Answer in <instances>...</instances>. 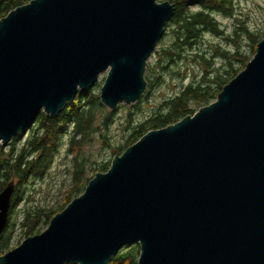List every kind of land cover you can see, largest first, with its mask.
<instances>
[{
  "label": "water",
  "instance_id": "95a60500",
  "mask_svg": "<svg viewBox=\"0 0 264 264\" xmlns=\"http://www.w3.org/2000/svg\"><path fill=\"white\" fill-rule=\"evenodd\" d=\"M174 4L30 0L0 19V141L57 117L107 72L112 110L146 92ZM15 183L0 191V235ZM140 245L137 264H264V38L217 98L116 155L107 171L0 264H108Z\"/></svg>",
  "mask_w": 264,
  "mask_h": 264
},
{
  "label": "trees",
  "instance_id": "16d2710c",
  "mask_svg": "<svg viewBox=\"0 0 264 264\" xmlns=\"http://www.w3.org/2000/svg\"><path fill=\"white\" fill-rule=\"evenodd\" d=\"M29 1L0 0V19L12 9ZM169 1L174 4L175 12L166 25L165 33L152 60L148 63L145 76L148 81V89L140 101L148 97L152 87L158 84L161 76L165 74L164 71L156 73V65L160 64L163 69H168L170 72L176 70L174 63H178L180 59L188 58V54H194L196 61L202 64L201 69L203 70L197 72L196 67L198 66L192 65L195 74L188 84L182 83L179 91L165 97L148 117L133 123L127 137L117 146L120 154L148 131L165 127L188 114H194L196 112L195 105H207L214 101L223 86L246 66L255 54L258 42L263 38L259 37L257 30L251 29L244 21L240 20L239 24H235L232 33L225 35L219 16H233L234 0ZM208 34L229 38L227 40H231L235 44V49L227 48L220 43L215 45L213 52L225 64L215 67L210 54H207L204 48L202 51V42H205ZM243 42H247L249 46L248 54L244 52ZM236 64L239 66L237 67ZM210 65L212 68L209 69ZM200 72L201 76L197 77ZM177 73L178 75L182 74V79L188 72L177 71ZM140 101L133 105V108L138 107ZM103 108L105 106L101 102L100 93L95 92V87L84 92L78 91L74 99L63 108L57 117L52 118L42 111L36 122L30 127L24 144H17L21 140L23 133L21 132L11 140L8 147L0 145V191L11 181L15 183L8 224L0 235V256L11 249L10 244L16 224L26 228L25 236L28 237L39 232L36 228L40 224H49L52 217L58 213L59 210L56 209L28 206L23 210L21 222L18 223L16 217L19 202L23 199L24 188L31 179L44 178L54 164L55 157L59 154L66 137H68L67 154L74 153L73 187L60 210L71 201L73 196L82 194L90 179L97 172L109 169L110 161L100 164L96 169L87 158L81 156L82 144L96 130L94 127L96 111ZM113 113V111L106 112L103 120L106 128L113 120ZM132 113L134 112L130 110L127 122H131L134 118ZM106 134L103 131L102 136ZM89 168H92L93 175L86 178ZM138 255H140L138 245H134L128 250L123 248L108 264H137Z\"/></svg>",
  "mask_w": 264,
  "mask_h": 264
},
{
  "label": "rangeland",
  "instance_id": "374dc122",
  "mask_svg": "<svg viewBox=\"0 0 264 264\" xmlns=\"http://www.w3.org/2000/svg\"><path fill=\"white\" fill-rule=\"evenodd\" d=\"M158 1H166V0H158ZM234 3L235 6L233 11L234 12L233 16L231 17L219 16L222 28H224L225 30V35L232 33V31L235 28V24H239L238 22L240 20V21H244V23L248 25L251 29L257 30L260 38L262 37L264 38V0H234ZM206 37L207 38L205 39V42H202V46H201L202 51L204 48L205 52L207 54H210L211 60L212 61L214 60L213 64H215L214 65L215 67H218L220 64H225V62H222V60L217 57V54L213 52V49L215 45H217L218 43L225 45L227 48L235 49L236 48L235 44L231 42V40H227L229 38L226 39L223 37H215L209 34ZM243 44L245 45L244 52L248 54L249 46L247 42L245 43L243 42ZM213 53H214L213 56L216 57L215 59L213 56H211V54ZM154 54L149 59V61L152 60ZM188 56H189L188 58L183 57L184 60L180 59L178 63H174V67L176 70L170 71V72L174 71L173 73H170L168 69H163L162 66H160V64L156 65V73H159L160 71H164L165 74L164 76H161L160 82L152 87L151 92L146 99L140 101L142 97L140 98L139 100L140 103L138 107L133 108L134 107L133 105H135L139 101L130 104L122 102L118 104L117 107L113 110L103 104L105 108L98 109L96 111V116L94 121V127L96 128V130L82 144L83 146L81 149L82 150L81 156L87 158L89 160V163H92L94 167L97 169L100 164H104L107 161L112 162V159L116 155H120L119 153L120 150L117 149V146L127 137L129 131L133 127V123L135 124L136 121L148 117L149 114L152 113L153 109L157 107V105L165 97L175 94V92L179 91V88L182 83L188 84L193 74H195V72H193L194 68L192 65L198 66L196 67L197 72L203 70L201 69L202 64L196 61V59L194 58V54H188ZM211 66L212 65L209 66V69L212 68ZM236 66L238 67L239 64H236ZM177 71L178 72L181 71L182 73H187V72L188 73L186 74V77L181 79L182 74L178 75ZM201 74L202 73L200 72L197 77H200ZM106 76H107V72L101 73L99 75V80L90 89L95 87V92L100 93L101 87L104 83ZM202 106L204 105H195L196 111ZM130 110L134 112L132 113V117L134 118L132 119L131 122H127V120L129 119ZM107 111L114 112L112 115L113 120L108 128H106L103 124V120L105 118ZM28 131L26 133H22L21 140L18 141L17 144L18 143L20 145L24 144L28 136ZM103 131L107 133L105 136H102ZM67 139L68 137H66V140L63 146L61 147L59 154H57L55 157L54 164L48 170L44 178L34 179V180L31 179L30 182L27 184V186L24 188L23 199L19 202L20 204L17 208L18 213L16 217L18 223L21 222V220L23 219V210H25L28 206L34 208L44 207L46 209H54V210L56 209L59 210L58 212L61 211L60 207L64 205V203L66 202L68 193L70 192V189H72L73 187L72 173L74 167V163H73L74 153L69 152L67 154V147H68ZM10 142L4 144L0 141V145H2L3 147H8ZM92 172H93L92 168H89L86 174V178L91 177L93 175ZM76 197L77 196H73L71 200H73ZM48 225L49 224L46 223L40 224L39 227L36 228L37 231L39 230V232L37 233H40L43 230H45ZM25 231H26L25 227L16 224L15 228L13 229V237L10 244L11 249L18 246L27 237L25 236ZM134 245H138L140 249L139 244H134ZM134 245L126 246L124 248L128 250V248Z\"/></svg>",
  "mask_w": 264,
  "mask_h": 264
}]
</instances>
